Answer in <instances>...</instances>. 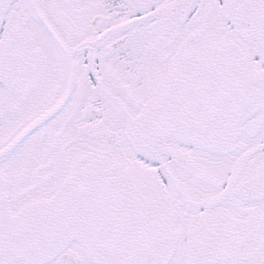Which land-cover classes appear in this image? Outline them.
Segmentation results:
<instances>
[{"label": "snow or ice", "instance_id": "1", "mask_svg": "<svg viewBox=\"0 0 264 264\" xmlns=\"http://www.w3.org/2000/svg\"><path fill=\"white\" fill-rule=\"evenodd\" d=\"M0 264H264V0H0Z\"/></svg>", "mask_w": 264, "mask_h": 264}]
</instances>
